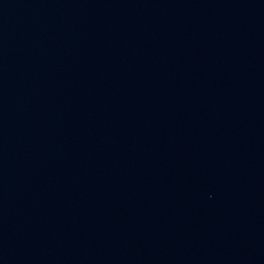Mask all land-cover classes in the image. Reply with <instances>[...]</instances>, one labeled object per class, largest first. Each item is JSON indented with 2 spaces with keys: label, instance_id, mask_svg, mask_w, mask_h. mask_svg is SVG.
Instances as JSON below:
<instances>
[{
  "label": "water",
  "instance_id": "obj_1",
  "mask_svg": "<svg viewBox=\"0 0 264 264\" xmlns=\"http://www.w3.org/2000/svg\"><path fill=\"white\" fill-rule=\"evenodd\" d=\"M0 264H264V0H0Z\"/></svg>",
  "mask_w": 264,
  "mask_h": 264
}]
</instances>
